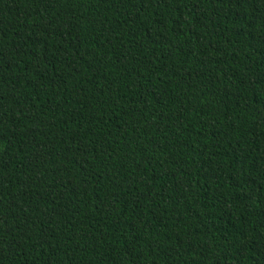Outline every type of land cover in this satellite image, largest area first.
Here are the masks:
<instances>
[{"label": "trees", "instance_id": "trees-1", "mask_svg": "<svg viewBox=\"0 0 264 264\" xmlns=\"http://www.w3.org/2000/svg\"><path fill=\"white\" fill-rule=\"evenodd\" d=\"M0 264H264V0H0Z\"/></svg>", "mask_w": 264, "mask_h": 264}]
</instances>
